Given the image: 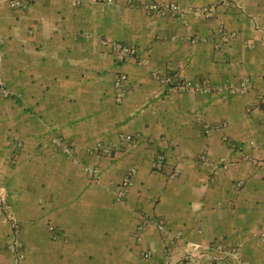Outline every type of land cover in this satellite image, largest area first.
Wrapping results in <instances>:
<instances>
[{
    "label": "crops",
    "instance_id": "crops-1",
    "mask_svg": "<svg viewBox=\"0 0 264 264\" xmlns=\"http://www.w3.org/2000/svg\"><path fill=\"white\" fill-rule=\"evenodd\" d=\"M24 2L0 0V264H264V0Z\"/></svg>",
    "mask_w": 264,
    "mask_h": 264
},
{
    "label": "built area",
    "instance_id": "built-area-1",
    "mask_svg": "<svg viewBox=\"0 0 264 264\" xmlns=\"http://www.w3.org/2000/svg\"><path fill=\"white\" fill-rule=\"evenodd\" d=\"M8 2L10 3V5L12 7L20 8V7H24L26 5L24 0H8ZM169 9H170V11L175 13L176 11H178L179 8H178V6H170L166 10H169ZM162 12H165V11L163 10ZM103 45L110 46V48L112 49V51L114 52V54L118 57V59L120 61H124V60L136 55V49L133 48L132 46H129L126 44L110 43L108 41H104ZM128 79H129V77L125 72H118L116 74L115 81H114V87L120 94L123 93L125 84L128 82ZM160 81L163 84H167L170 87V90H175V91L182 90L183 91V90H188V89L192 88V86H190L189 83H186L183 80L177 79L175 75H173V76L172 75L171 76H162V77H160ZM245 88L246 87L244 85L242 87V91H244ZM235 91H236V89L232 88L231 92L234 93ZM0 96H2L4 98H10L13 96L11 91L8 89L6 82H5V80L1 74V63H0ZM95 150H96L97 155H104V156H108V157L113 156V149L111 147L98 146ZM65 151L69 154H71V152H72L71 148H67V149H65ZM164 160H165L164 157L162 155H159L155 160V167L158 168L159 170H161L163 167V164H164ZM89 171L92 174L95 173V171L92 169H90ZM132 175H133L132 173L128 174L124 178L122 183L120 184V192L117 195L118 201H122L124 199L125 192L131 184ZM173 175H175V174H173ZM8 218L11 221V225H12V229H13V245L15 248L18 249L19 248L18 238L20 235V226L9 214H8ZM158 228L161 231H165L164 223L160 222V224L158 225ZM51 231L54 233V237H56L57 230L52 227ZM203 250H205V249L202 248L200 245H194V246H192V251L190 252V255L193 256V255L199 253L200 251L202 252ZM234 256L238 257V254L235 253ZM145 257L148 258L149 254H145ZM15 264H25L24 254H22L21 252L16 253Z\"/></svg>",
    "mask_w": 264,
    "mask_h": 264
},
{
    "label": "rangeland",
    "instance_id": "rangeland-1",
    "mask_svg": "<svg viewBox=\"0 0 264 264\" xmlns=\"http://www.w3.org/2000/svg\"><path fill=\"white\" fill-rule=\"evenodd\" d=\"M104 41H107V40H102L101 41V43H102V45H103V42ZM127 45V44H126ZM105 46V45H104ZM129 46H131V45H129ZM133 48H135L134 46H132ZM136 49V48H135ZM117 57V56H116ZM118 58V57H117ZM115 77H116V75H115ZM114 81H115V78H114ZM171 91V90H170ZM173 91H175V90H173ZM68 147H65L64 148V150L65 149H67ZM66 152V151H65ZM66 154L67 155H69L73 160H76L75 159V157L74 156H72L71 154H72V152H71V154H69V153H67L66 152ZM3 196H5L6 198H7V195L4 193V195ZM6 202L5 201H3L2 200V204H0L1 205V208L3 209V212H4V215L6 216V218L7 219H9L7 216H8V214L12 217V214H11V212H10V208H9V205H7V204H5ZM13 218V217H12ZM9 221H10V219H9ZM11 222V221H10ZM12 226V225H11ZM13 230V229H12ZM18 240H19V238H18Z\"/></svg>",
    "mask_w": 264,
    "mask_h": 264
}]
</instances>
